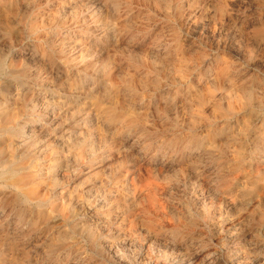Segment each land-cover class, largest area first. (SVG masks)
Returning <instances> with one entry per match:
<instances>
[{
	"label": "rangeland",
	"instance_id": "rangeland-1",
	"mask_svg": "<svg viewBox=\"0 0 264 264\" xmlns=\"http://www.w3.org/2000/svg\"><path fill=\"white\" fill-rule=\"evenodd\" d=\"M0 264H264V0H0Z\"/></svg>",
	"mask_w": 264,
	"mask_h": 264
},
{
	"label": "bare ground",
	"instance_id": "bare-ground-1",
	"mask_svg": "<svg viewBox=\"0 0 264 264\" xmlns=\"http://www.w3.org/2000/svg\"><path fill=\"white\" fill-rule=\"evenodd\" d=\"M249 89V88H248ZM73 162V161H72ZM213 262V261H212ZM39 263V262H38Z\"/></svg>",
	"mask_w": 264,
	"mask_h": 264
}]
</instances>
